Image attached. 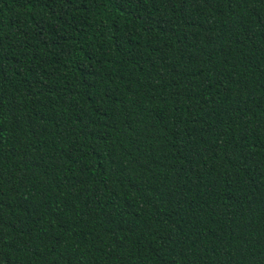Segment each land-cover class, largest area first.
Masks as SVG:
<instances>
[{"label": "trees", "instance_id": "trees-1", "mask_svg": "<svg viewBox=\"0 0 264 264\" xmlns=\"http://www.w3.org/2000/svg\"><path fill=\"white\" fill-rule=\"evenodd\" d=\"M0 264H264V0H0Z\"/></svg>", "mask_w": 264, "mask_h": 264}]
</instances>
